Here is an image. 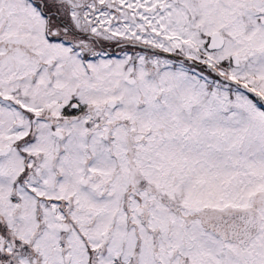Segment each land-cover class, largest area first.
<instances>
[{"label": "snow or ice", "instance_id": "6c2138e0", "mask_svg": "<svg viewBox=\"0 0 264 264\" xmlns=\"http://www.w3.org/2000/svg\"><path fill=\"white\" fill-rule=\"evenodd\" d=\"M0 264H264V0H0Z\"/></svg>", "mask_w": 264, "mask_h": 264}]
</instances>
